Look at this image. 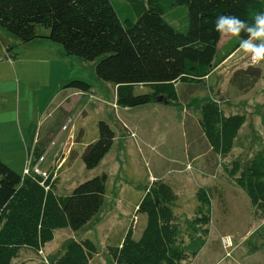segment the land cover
<instances>
[{"label": "trees", "instance_id": "trees-1", "mask_svg": "<svg viewBox=\"0 0 264 264\" xmlns=\"http://www.w3.org/2000/svg\"><path fill=\"white\" fill-rule=\"evenodd\" d=\"M116 2L0 0V28L23 44L47 39L61 44L65 55L94 63L97 79L115 88L117 107L133 109L156 103L158 96L175 102V83L203 82L239 50L238 39H229L219 46L222 39L214 30L218 16L235 15L251 23L264 12V0ZM37 25L48 29L49 34L42 37ZM18 47H6L5 58H18ZM244 73L251 76L252 80H248L252 87L258 71ZM66 86L80 92L91 87L85 80L74 79ZM134 86H147L152 91L137 96ZM199 112L208 146L225 157L233 149L244 117L225 116L213 100L204 102ZM96 128L97 140L86 147L82 157L84 166L91 170L108 154L115 137L105 121H98ZM39 152L33 151L34 161L41 156ZM227 173L249 197L252 208L264 215V149L244 164L235 160ZM107 180L106 174L101 173L78 183L69 196L61 197L54 192L56 180L49 178L45 183L49 190L45 191L40 178L22 177L0 159V264H12L27 247L39 253L57 230L82 229L98 216ZM146 190L137 208L147 217L146 227L138 240L131 237V231L126 233L120 247L112 251V264H182L194 259L209 237L212 210L208 193L199 189L194 216L182 219L173 212L177 199L171 187L155 181ZM95 254L93 241L85 239L67 243L60 255L49 256L47 261L89 264Z\"/></svg>", "mask_w": 264, "mask_h": 264}, {"label": "rangeland", "instance_id": "rangeland-1", "mask_svg": "<svg viewBox=\"0 0 264 264\" xmlns=\"http://www.w3.org/2000/svg\"><path fill=\"white\" fill-rule=\"evenodd\" d=\"M116 1L123 0H110L113 5ZM36 30L42 33L48 31L38 25ZM0 39L4 45L19 41L1 28ZM228 40L223 39L219 46ZM53 45L63 51L61 44ZM15 51L21 54V48ZM58 56L53 59L59 68L58 76L51 79V85L44 77L41 79L32 75L26 78L17 64L12 66L14 60L1 54L0 95L10 94L15 99L20 96L21 106L26 97L32 115L47 105L45 125L58 122L59 128L62 125L66 127L60 128L63 138L69 133L75 136V141L72 140L74 144H70L73 150L65 151V148L62 152L61 142L55 144L51 141L43 151L47 157L40 164L42 170L51 168L58 156L56 154L60 153L59 160L64 155L68 156L67 162L62 163L56 172L54 192L61 197L69 196L78 183L106 172L108 180L104 204L98 216L82 229L56 231L52 240L42 248V254L34 250L32 253L21 251L12 264H47L44 259L60 255L67 243L85 239L93 241L97 252L92 255L89 264H112V251L124 240L126 233L131 231V237L138 240L145 229L147 217L135 207L140 203L145 188L155 181H163L171 187L177 199L173 212L182 219L194 216L199 189H204L211 201V224L206 244L194 259L189 258L182 264H264V215L252 208L249 197L227 173L235 160L244 164L264 149V62L254 65L249 57L240 50L236 51L229 62L220 67L224 71L216 76L215 88L217 86L219 90L214 91L215 95L204 82L194 86L179 82L176 88V83L173 85L175 102L157 103L158 109L138 107L125 111L117 107L116 92L114 94L111 84L97 79L93 72L94 63L73 55ZM19 60L24 62V57ZM252 69H256L259 76L251 87L249 80L252 78L244 72L251 74ZM63 73L65 81L60 80ZM72 79L87 81L91 86V95L75 96L73 88L66 86ZM132 90L137 96L152 91L147 86H134ZM194 99L198 104L185 106ZM207 100L215 101L225 115L233 113L244 117L245 123L233 140V149L225 157L212 151L199 122H196V118L200 120L201 117L200 107ZM70 108L71 112H67ZM98 121L110 125L116 142L110 154L91 170L84 166L82 157L86 147L97 140ZM122 124L130 131L128 137L121 136ZM34 130L36 133L45 132L39 123ZM9 132L16 134L13 130ZM27 145L30 146L28 141ZM10 146L7 151L12 153L5 155L4 160L12 161L17 167H25L27 159L34 157L32 146L20 152L16 149L17 141L13 139H10ZM225 240H228V245L224 244Z\"/></svg>", "mask_w": 264, "mask_h": 264}, {"label": "crops", "instance_id": "crops-1", "mask_svg": "<svg viewBox=\"0 0 264 264\" xmlns=\"http://www.w3.org/2000/svg\"><path fill=\"white\" fill-rule=\"evenodd\" d=\"M47 34H49L48 31L45 33H42L41 36L43 37L44 35H47ZM7 36H8V38L11 39L10 35H7ZM221 42H220V44H221ZM9 45H11V44H9ZM9 45H4V43L0 39V46H1L0 56H1V54H3L5 56L4 50ZM15 45H19V48H21V54L19 53L20 55L17 56L18 58L13 59L14 62H12V66H14V64H17V67H19V70L22 71L21 73L26 78H30L32 75L37 76L38 78H41V79H43V77H44V78H46L47 81L50 82V84L52 83V81H51L52 78L53 79L57 78L59 68H57V63H56V61H53V59L58 58L59 57L58 54H61L62 56H64V53L59 46L53 45V43H50L47 39H37V40L35 39L28 44H23L17 40V44H13L12 46H15ZM49 53H52L53 55L51 56ZM232 55H230V57L227 60H225L221 65H219L218 68L213 73H211L210 76L206 77V79L203 81L205 85L208 84L209 88L213 91V95H215L214 94L215 90H219V88L217 86L215 88V82L217 80L216 76L218 75V73H220V71H222V70L224 71V69L220 70V67L223 64L228 63L229 62L228 60H230ZM21 57H24V62L19 60ZM1 59L2 58L0 57V60ZM9 59H11V58H9ZM33 72H35L36 74H33ZM63 75H64V73H63ZM214 76H215V78L213 79ZM65 79H66L65 75L63 77L61 76V78H60V80H63V81H65ZM178 83L179 82H177L175 84V88L178 86ZM186 84L192 85L189 83H186ZM194 85H196V84H194ZM194 85H192V86H194ZM73 90H74L75 96L83 97L85 95H91L90 90L89 91H83V92L75 91V89H73ZM112 90H114V94H115V92H116L115 88L112 87ZM177 96H178V94H177ZM19 97H17L15 99L14 96L10 95V94L0 95V109H1V111H0V155H1L0 159L3 161V163L10 166L11 169H14L17 174L22 176L23 171L25 170L24 167H22V166L17 167L16 165H13V163H11L12 162L11 160H10L11 161L10 163L4 160V158L6 159L5 155H10L12 153V152L7 151V149H10V147H11L10 146V139H13V141L14 140L17 141V146H16L17 150L23 151V149H24L25 151H27L28 147L32 146V150H35V149L40 150L39 154L41 155L43 153V151H45L46 146L51 141L55 142V144L58 143L57 141H60L61 144L63 145L62 152L69 151L71 149L70 148L71 145L74 144V142L72 140L75 141V136L72 133H69L65 138H63L62 129H60L63 127V125L59 128L58 122H53V123L50 122V124L45 125V121H47V119H48V118L47 119L45 118L46 117L45 114L47 113V110L45 111V109L47 108V105H45L46 106L45 109L38 110V112H36V113H34V115H32V114H30V112L28 110L29 106H28V100L26 99V97L23 98V106H21L22 98L20 100ZM65 99L67 100V98H65ZM195 102H196L195 99L190 100L188 103L185 104V106L189 107L190 103L193 104ZM157 103L146 105L145 107H151V109H158L157 107L159 104H157ZM196 103L198 104V102H196ZM170 105H167V106H170ZM72 108H70L67 112H71ZM123 110L126 111V109H123ZM232 114L230 115L229 113H227L226 115L225 114L224 115L225 116H232ZM196 122L198 124L199 118L198 119L196 118ZM38 123L42 126V128L44 127V130H45L44 133H42V131L39 133H36V131H35L36 129L34 130L35 125H37ZM22 125L25 126L26 128L21 127ZM121 127H123V132H122L121 136L122 137H128V134L130 132L128 127L126 129V126L123 124ZM10 130H13L16 134L11 135V133L9 132ZM125 130H128V132ZM32 132H33V134L30 136V134ZM8 134H10L9 135L10 137L6 138V135H8ZM19 135H20V137H19ZM27 141L30 144V146L27 145ZM115 142H116V140L114 137L113 146L115 145ZM65 148H67V149H65ZM64 149H65V151H64ZM71 150H73V149H71ZM109 152H108V154H110ZM58 154H56V156ZM108 154L100 161V163L108 156ZM192 154L194 155V152ZM32 155H33V153H32ZM67 157L68 156L64 155V158L62 161L63 164H65L67 162L66 161ZM54 161H55V159H54ZM100 163L98 165H100ZM102 173H105L106 177H107L106 172H102ZM152 178L157 179L155 177H152ZM56 179H57V177L55 178V180ZM138 188H139V186H138ZM145 189H149V188H145ZM137 208H138V204L135 207V209H137ZM65 229H67V228H65ZM68 230H70V229H68ZM55 232H54V234H55ZM45 245H47V244H45ZM44 246L41 247V249L39 251L40 254H42L41 252L43 251L42 248ZM21 251L22 252L30 251L32 253V249L28 248V247L22 249ZM46 260H47V257H46ZM47 264H48V261H47Z\"/></svg>", "mask_w": 264, "mask_h": 264}, {"label": "clouds", "instance_id": "clouds-1", "mask_svg": "<svg viewBox=\"0 0 264 264\" xmlns=\"http://www.w3.org/2000/svg\"><path fill=\"white\" fill-rule=\"evenodd\" d=\"M214 30L221 39H238L239 50L254 65L264 62V12L256 15L251 23L235 15H220Z\"/></svg>", "mask_w": 264, "mask_h": 264}, {"label": "built area", "instance_id": "built-area-1", "mask_svg": "<svg viewBox=\"0 0 264 264\" xmlns=\"http://www.w3.org/2000/svg\"><path fill=\"white\" fill-rule=\"evenodd\" d=\"M65 128L66 127L63 126V129H65ZM59 154L57 157H55V161L50 166L51 168H49V170H42L40 168V164L43 163L45 161V158L47 157V155L44 154V152L41 154V156L36 158L35 161L33 160L34 157L31 160L28 158L27 159V165L24 167L25 170L23 171L22 177L28 176V177H31L33 180L40 178V180H41L40 185L44 188L45 191H48L49 186H47L45 183L49 180V178L51 180H54L56 178L57 170H59L61 168L60 166L62 164L63 158H61L59 160L58 159V158H60ZM57 161H59V163H57ZM227 241L228 240L224 241L225 245H228ZM44 260L47 263V260L46 259H44Z\"/></svg>", "mask_w": 264, "mask_h": 264}, {"label": "water", "instance_id": "water-1", "mask_svg": "<svg viewBox=\"0 0 264 264\" xmlns=\"http://www.w3.org/2000/svg\"><path fill=\"white\" fill-rule=\"evenodd\" d=\"M155 101H156V103H157V102H158V103H165V104L168 103V101H166V99H165L164 97H162V96H158V97L155 99Z\"/></svg>", "mask_w": 264, "mask_h": 264}]
</instances>
